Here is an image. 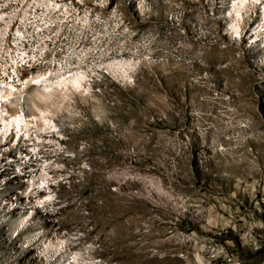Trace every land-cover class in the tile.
I'll return each instance as SVG.
<instances>
[{
  "label": "rangeland",
  "instance_id": "rangeland-1",
  "mask_svg": "<svg viewBox=\"0 0 264 264\" xmlns=\"http://www.w3.org/2000/svg\"><path fill=\"white\" fill-rule=\"evenodd\" d=\"M47 1L71 4L48 78L82 83L29 87L30 138L0 129V264H264L263 5L239 35L236 0H0L1 20Z\"/></svg>",
  "mask_w": 264,
  "mask_h": 264
},
{
  "label": "built area",
  "instance_id": "built-area-1",
  "mask_svg": "<svg viewBox=\"0 0 264 264\" xmlns=\"http://www.w3.org/2000/svg\"><path fill=\"white\" fill-rule=\"evenodd\" d=\"M15 4L17 7L11 10V14L16 17L0 19V59L7 63L3 70L8 75L6 81L0 79V105L5 106V109H8L9 100L5 95L8 91L6 85L12 89L19 88L20 71L35 69L48 76L45 58L69 21L66 15L71 5L31 2ZM21 109H17V113L23 116ZM0 127L2 129L1 124ZM209 253L212 258L226 257L222 247H211Z\"/></svg>",
  "mask_w": 264,
  "mask_h": 264
},
{
  "label": "bare ground",
  "instance_id": "bare-ground-1",
  "mask_svg": "<svg viewBox=\"0 0 264 264\" xmlns=\"http://www.w3.org/2000/svg\"><path fill=\"white\" fill-rule=\"evenodd\" d=\"M41 1H43V0H41ZM47 2L51 3L50 1H47ZM57 2L60 3V1H56V3ZM252 2L256 3L257 5H263V7H264V0H236L232 6L233 10L231 12L232 13L231 14V17H232L231 30L236 35H239V21L242 19L241 11L245 7L249 6ZM263 16H264V13H263ZM2 18H4V16L0 15V19H2ZM73 75H70L68 77H64V79L58 80L57 83H52L50 80L51 78L49 79L48 76H45L44 74L39 73L35 77L29 78L27 81L26 80L21 81L20 87L17 88V90L12 89V88H10L9 85L4 84L8 87V91L5 93V95L8 96L7 98H9L8 108L14 107L16 109H19L20 107L18 105L23 103V101L27 100L32 105V108L34 110H36V112L40 113V111L36 108L35 97L37 95L35 93L31 94L29 87H31V86L39 87V88H41L43 94L45 93V91L47 92V90H50L49 88L54 87L56 84L60 85V86L68 85L70 87H76V88L80 89L81 83H82L81 82L82 77L79 75H75V74H73ZM18 113H16L15 115L13 114L14 116H12V115L8 114V112H6L5 106L3 107L2 105H0V124L3 127V131H6V129L10 128V127H12V128L16 127V129H18V131L23 132V133H27V137L30 138L32 136L31 130L29 129V127L31 125L29 124V122H27V120L25 119L24 116H20ZM34 120L36 121L37 119L36 118L32 119L33 122H34ZM30 121H31V118H30ZM47 126H48V123H47ZM50 127L54 128V125L50 126ZM33 151H34V149H33ZM43 171L45 172L44 175L48 177L49 174L47 172V169L44 168ZM45 180L46 179H43L42 183H46ZM49 196H50L49 193L45 194V196H43L42 202L43 203L46 202Z\"/></svg>",
  "mask_w": 264,
  "mask_h": 264
},
{
  "label": "trees",
  "instance_id": "trees-1",
  "mask_svg": "<svg viewBox=\"0 0 264 264\" xmlns=\"http://www.w3.org/2000/svg\"><path fill=\"white\" fill-rule=\"evenodd\" d=\"M259 252H263L262 250H260Z\"/></svg>",
  "mask_w": 264,
  "mask_h": 264
}]
</instances>
